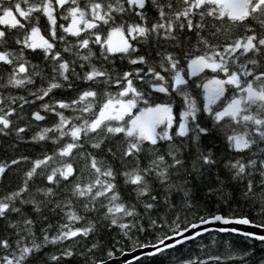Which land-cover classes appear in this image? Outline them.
Segmentation results:
<instances>
[{
	"label": "snow or ice",
	"instance_id": "1",
	"mask_svg": "<svg viewBox=\"0 0 264 264\" xmlns=\"http://www.w3.org/2000/svg\"><path fill=\"white\" fill-rule=\"evenodd\" d=\"M264 0H0V264H264Z\"/></svg>",
	"mask_w": 264,
	"mask_h": 264
},
{
	"label": "trees",
	"instance_id": "2",
	"mask_svg": "<svg viewBox=\"0 0 264 264\" xmlns=\"http://www.w3.org/2000/svg\"><path fill=\"white\" fill-rule=\"evenodd\" d=\"M225 239H230L232 241H235L241 245H247L251 244L254 248V253L256 257H261L264 255V245H261L259 241H245L243 237L235 234H221ZM188 245L184 246H178L176 250L174 251H168L164 254H160L154 257H141V264H168L169 260L173 255H181V254H187Z\"/></svg>",
	"mask_w": 264,
	"mask_h": 264
},
{
	"label": "water",
	"instance_id": "3",
	"mask_svg": "<svg viewBox=\"0 0 264 264\" xmlns=\"http://www.w3.org/2000/svg\"><path fill=\"white\" fill-rule=\"evenodd\" d=\"M207 227L209 228H217V227H236L238 229L239 232H243V231H255L257 233H260V234H264V230H260V229H253L250 225H228V226H224V225H220L218 222L215 223V224H212V225H208ZM237 235V234H235ZM143 251H147V250H137L135 255L137 256H141V257H144L142 255V252ZM132 259L133 258V254L132 253H128L126 254V257H122L121 258V264H123V260L124 259Z\"/></svg>",
	"mask_w": 264,
	"mask_h": 264
}]
</instances>
